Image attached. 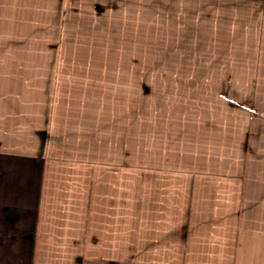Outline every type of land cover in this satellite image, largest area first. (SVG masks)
Wrapping results in <instances>:
<instances>
[{
  "label": "crops",
  "instance_id": "1",
  "mask_svg": "<svg viewBox=\"0 0 264 264\" xmlns=\"http://www.w3.org/2000/svg\"><path fill=\"white\" fill-rule=\"evenodd\" d=\"M0 264H264V0H0Z\"/></svg>",
  "mask_w": 264,
  "mask_h": 264
},
{
  "label": "rangeland",
  "instance_id": "2",
  "mask_svg": "<svg viewBox=\"0 0 264 264\" xmlns=\"http://www.w3.org/2000/svg\"><path fill=\"white\" fill-rule=\"evenodd\" d=\"M155 37L153 36V39ZM153 52V58H155V55L159 54L158 51H152ZM157 62V61H153ZM95 70L98 68H94ZM99 73V72H98ZM161 74V68L160 66H133V67H121L119 69L117 68H104V78H105V90L107 89H119L120 91L123 90H130L135 92V99H136V106L137 108H141L143 106L144 102V87L147 85L149 88L152 89V93H157L160 91L161 87L163 85H167L165 83L159 82V77ZM119 76L118 81V87L117 84L113 81H115V77L112 78V76ZM131 78L133 79L131 81ZM128 79H130V82H127ZM149 82H144L148 81ZM152 81V82H151ZM108 87H106V85ZM146 100V98H145Z\"/></svg>",
  "mask_w": 264,
  "mask_h": 264
}]
</instances>
